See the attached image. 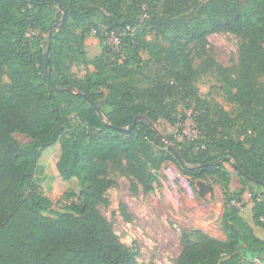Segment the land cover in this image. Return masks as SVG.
Returning <instances> with one entry per match:
<instances>
[{
  "label": "trees",
  "instance_id": "1",
  "mask_svg": "<svg viewBox=\"0 0 264 264\" xmlns=\"http://www.w3.org/2000/svg\"><path fill=\"white\" fill-rule=\"evenodd\" d=\"M198 1L202 4L194 20L188 16L185 23L176 20L178 15H189ZM162 8L160 16L140 21L123 13L120 0H0V264H138L135 253L118 239L98 209L104 201L100 177L104 165L110 164L124 169L150 192L155 178L145 171L146 164L162 160L174 162L193 180L213 178L222 189L225 239L199 229L182 231L176 264H255L263 259L264 236H258L256 229L264 232V191L250 194L251 219H247L236 205L243 191H230L225 163L242 182L264 188V142L246 145L226 131L210 136L202 145L183 148L160 123L163 114L156 93L160 91L164 100L181 89L185 93V71L172 49L144 37L149 27L157 26L162 32L174 31L171 44L180 45L178 39H182L188 45L204 41L212 32H232L240 38L241 70L261 75L264 0H163ZM59 9L66 10L65 19L51 29L60 21ZM93 18H99L108 32L123 33L120 43L126 55L107 63L110 49L100 42L103 52L91 60L96 72L85 79L74 78L66 57L76 49L84 53L85 38L96 27ZM137 23L142 24L139 32L127 30ZM77 27L81 32L75 34ZM144 50L150 56L146 66L155 77H164V85L139 88L127 79ZM68 86L91 98L103 118ZM185 95L200 123L204 100L196 93ZM136 115L155 124L178 155L144 119L125 130ZM164 117L170 125L178 121ZM251 124L256 131L264 128V110ZM14 133L30 141L20 143ZM56 141L60 143L58 173L64 180L76 179L79 190L76 202L49 216L45 212L51 201L40 192L34 174L41 150ZM152 145L158 147L157 153Z\"/></svg>",
  "mask_w": 264,
  "mask_h": 264
},
{
  "label": "rangeland",
  "instance_id": "2",
  "mask_svg": "<svg viewBox=\"0 0 264 264\" xmlns=\"http://www.w3.org/2000/svg\"><path fill=\"white\" fill-rule=\"evenodd\" d=\"M120 4L123 13L140 21L152 15L160 16L163 12V0H120ZM200 4L202 2L198 1L189 15H178L176 20L185 23L187 16L194 20L199 14ZM58 13L60 20L62 9ZM91 22L97 28L93 26L90 35L86 36L84 53L76 49L66 57L74 78L85 79L96 72L91 60L103 52L100 42L110 49L105 58L107 63L122 60L126 55L120 43L123 33L108 32L99 18H93ZM139 23L127 30L132 34L139 32L142 28ZM80 32L81 28L77 27L74 33ZM32 34L30 31L29 35ZM34 34H38V31ZM173 35L172 29L162 32L156 26L149 27L144 37L154 45L172 49L185 71V93L181 89L166 100L162 99L160 91L156 93V104L163 114L160 123L164 131L173 135L185 149L187 146L202 145L210 136L226 131L246 145L259 146L264 142V128L256 131L251 124L254 117L264 110V74L252 76L241 70L239 36L232 32H212L204 41L188 45L178 39L182 42L179 45L171 44ZM41 36L42 41L45 34ZM140 57L141 61L132 67L133 73L127 79L139 88L164 85V77H155L146 66L149 52L141 51ZM8 81L4 75L3 83L7 84ZM187 93L191 96L196 93L205 102L201 108L205 116L200 123L196 119L197 112L187 105ZM164 116L175 117L178 121L170 125ZM14 136L20 143L30 141L21 133H14ZM152 149L155 153L159 150L155 145H152ZM59 157L60 143L56 141L41 150L34 174L40 192L51 201L50 208L45 212L49 216L62 210L66 204L76 202L79 190L76 179L64 180L59 175ZM225 166L231 177L230 191H243L236 205L241 214L250 220L252 202L249 194L259 195L264 188L242 182L230 164L225 163ZM145 171L155 178L154 189L150 192H146L143 184L124 169L118 170L110 164L104 165V173L100 177L104 201L98 209L118 239L135 253L138 264H176L181 251L182 231L199 229L216 239H225L221 228L222 189L215 179L193 180L181 173L170 160H162L156 165L147 163ZM200 186L203 190H200ZM256 234L264 236V232L258 228ZM255 264H264V255Z\"/></svg>",
  "mask_w": 264,
  "mask_h": 264
},
{
  "label": "water",
  "instance_id": "3",
  "mask_svg": "<svg viewBox=\"0 0 264 264\" xmlns=\"http://www.w3.org/2000/svg\"><path fill=\"white\" fill-rule=\"evenodd\" d=\"M65 15H66V10L63 9V13H62L60 21L59 22H55L50 28L52 29V28L56 27L59 23L63 22V20L65 19ZM44 59H45V64H47V62H48V52L47 51L44 54ZM67 90L70 91L71 93L75 94V95H79V96H82L83 98H85L95 108V110L98 113V115L101 116V118H103L98 106L85 93L81 92L79 89H77V88H75L73 86H68ZM137 119H144L147 122H149L151 124L153 130L155 131V133L162 139V141L167 145V147L170 148L174 154L178 155L177 150L174 148L172 143L164 136L162 131L155 124L151 123V121L144 115H136V116H134L133 119H132V123L129 126H127L125 128V130H130L135 125V122H136ZM226 160L230 161L231 159L229 157H226ZM236 167L240 170L239 166L236 165ZM248 179L253 181V182L257 181L256 179H254V178H252L250 176H248ZM200 190H203L202 186H200Z\"/></svg>",
  "mask_w": 264,
  "mask_h": 264
},
{
  "label": "built area",
  "instance_id": "4",
  "mask_svg": "<svg viewBox=\"0 0 264 264\" xmlns=\"http://www.w3.org/2000/svg\"><path fill=\"white\" fill-rule=\"evenodd\" d=\"M32 32V31H31ZM249 196H250V194H249Z\"/></svg>",
  "mask_w": 264,
  "mask_h": 264
}]
</instances>
